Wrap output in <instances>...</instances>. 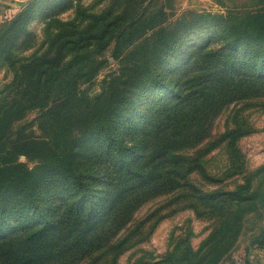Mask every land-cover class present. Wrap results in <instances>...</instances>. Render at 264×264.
<instances>
[{
  "label": "rangeland",
  "instance_id": "rangeland-1",
  "mask_svg": "<svg viewBox=\"0 0 264 264\" xmlns=\"http://www.w3.org/2000/svg\"><path fill=\"white\" fill-rule=\"evenodd\" d=\"M258 15L264 0H0V264H264V69L197 99L173 95V72L208 26L257 32ZM184 25L189 38L175 43ZM156 38L174 42L167 66L144 65ZM121 100L122 159L99 120ZM129 156L145 160L141 175L120 166ZM68 159L80 174L63 169ZM125 189L126 222L84 220L92 202L99 217L118 212L106 198ZM56 195L68 201L61 225Z\"/></svg>",
  "mask_w": 264,
  "mask_h": 264
},
{
  "label": "trees",
  "instance_id": "trees-1",
  "mask_svg": "<svg viewBox=\"0 0 264 264\" xmlns=\"http://www.w3.org/2000/svg\"><path fill=\"white\" fill-rule=\"evenodd\" d=\"M259 18H264V15H258ZM261 23H264V20L261 21ZM262 26V24H261ZM264 26V25H263ZM210 29H206L205 36L206 39L203 41L202 45H198L194 50L193 48H190L191 45H188V48L190 49V54L187 56V59L180 63L179 67L176 68V70L173 72L176 74L177 77V83L180 88H176L173 95L176 96L179 100H185L186 98L190 99H197V96L204 95L205 93H208L207 91H210L215 86H218L220 84L226 83L227 86H236L237 80L239 79L236 75L241 76L244 75L247 71H242L243 68H258V69H264V30L261 29V31L253 32L247 30L244 26H237L233 31L231 32H220L218 29H216L214 26H208ZM184 30H186V25L181 27L178 36L175 39V43L179 42L180 40H184L189 38L188 34L184 33ZM58 34H61L59 32ZM219 37L221 38V45L217 48V46H214L215 39ZM65 38V34L59 35L58 39L55 40V43L58 41H63ZM118 38H121L118 37ZM133 39H127L124 42L126 43H132ZM123 39V38H122ZM157 42H161L160 45H156ZM174 42L170 39H165L164 41L161 38H156L154 40L152 46L150 49H152V57L150 59H146L144 62V65L149 63L150 61L154 60H161V63L163 66L169 65L171 62H168L172 59V56H169L170 53V47ZM155 46H157L155 48ZM212 47V48H211ZM208 50V51H206ZM171 57V58H170ZM155 58V59H154ZM35 62H30L25 65L24 69V77L28 74L29 77L34 76L33 71L38 68L36 66ZM56 71V70H55ZM249 73V72H247ZM198 79H201V83ZM159 80L158 74L155 78H153L152 83H156ZM192 80H198L199 88L193 90V86H188V83ZM187 84V86H182ZM62 91L68 89L62 96L66 100V103H69L71 100H74V96L76 95V87L77 83H64L62 85ZM228 88V87H227ZM35 96H32L29 101H32ZM130 101V99H128ZM26 99H22L18 102L20 106H24L26 103H28ZM91 101V100H89ZM125 104V100H121V104H119V107L117 109L119 110V114H114V109L110 110V107L108 105H104L103 108L107 110V115L104 117H101L99 120L102 123L100 125L101 127V134L103 133V137L108 141L109 144H115L118 146L120 150V158L122 159L125 156V151L127 147L123 146V141L126 140L125 137H120L117 132V124L119 117H129V111H125L126 108H123L122 106ZM44 105V103H43ZM126 106V105H125ZM42 108V107H41ZM91 108L96 113L95 105L92 104ZM113 113V114H112ZM112 114V115H111ZM143 129V131H150L149 129ZM123 132V129L120 131ZM119 132V133H120ZM118 135V136H117ZM1 142V141H0ZM154 142V143H153ZM157 141H152V147L150 148L152 151L154 144ZM122 145L123 147L119 146ZM151 151V152H152ZM153 153V152H152ZM62 158H65V155L62 156ZM120 159V160H121ZM119 162V161H117ZM144 161H141L139 164L135 166V164L132 162L131 157L122 163H120V166L127 165V169L131 171L132 169H135L137 171L141 172L143 170ZM64 170L69 172L70 175H78V165L76 164L75 160L68 159V161L63 162ZM87 169H85L86 172ZM63 171V170H61ZM84 172V174H86ZM124 175H126V172H122ZM81 177V175H79ZM76 184H81V187L88 189L85 185H82V182L78 180ZM223 195L222 190L215 189L209 193H206V198L215 200L220 198ZM113 196V203L117 205L118 212L114 213L113 215L108 216H101V208L103 204L101 202L94 203L92 202L90 205V208L86 214V217L84 218L85 221H94V223L101 222L108 225H114L119 224L121 222H126L128 218H126V214L128 213V209H126V202L127 198L129 197V190L125 189L122 192L116 193L114 195L108 194L106 198V204L111 203V198ZM59 196H51L48 199L52 202V206L56 208V225H61V222L63 223L65 221V213L67 212V209L65 211V205L68 202L64 199H58ZM80 198V197H79ZM36 201V199H34ZM34 206L39 208V202H34ZM76 203V201H75ZM191 204V203H190ZM77 209V206H76ZM72 211V210H71ZM70 211V212H71ZM48 220V219H47ZM45 234V233H44Z\"/></svg>",
  "mask_w": 264,
  "mask_h": 264
}]
</instances>
